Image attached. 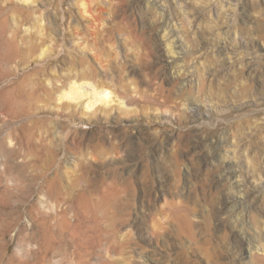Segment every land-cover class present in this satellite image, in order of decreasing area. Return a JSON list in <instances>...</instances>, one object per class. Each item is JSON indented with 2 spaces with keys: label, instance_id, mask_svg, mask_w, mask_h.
I'll return each instance as SVG.
<instances>
[{
  "label": "rangeland",
  "instance_id": "374dc122",
  "mask_svg": "<svg viewBox=\"0 0 264 264\" xmlns=\"http://www.w3.org/2000/svg\"><path fill=\"white\" fill-rule=\"evenodd\" d=\"M0 4V264H264V0ZM89 67L125 107L59 99Z\"/></svg>",
  "mask_w": 264,
  "mask_h": 264
},
{
  "label": "bare ground",
  "instance_id": "6f19581e",
  "mask_svg": "<svg viewBox=\"0 0 264 264\" xmlns=\"http://www.w3.org/2000/svg\"><path fill=\"white\" fill-rule=\"evenodd\" d=\"M4 3V2H3ZM2 4V3H1ZM0 4V5H1ZM3 5V4H2ZM10 6V5H9ZM7 8V7H6ZM5 10V8L4 7H1L0 6V12L1 13H3V11ZM9 11V10H8ZM37 13V12H36ZM4 15L6 14L5 12L3 13ZM2 17V16H1ZM7 18H8V16H6ZM3 18V17H2ZM95 19V23H96V21H99V20H101L100 18H99V16H97L96 15V17H94ZM2 20H4V18L2 19ZM35 20H37V21H39L41 24H42V21L43 20H45L47 23H50L51 22V20H49L48 18H47V20L45 19V18H43L42 17V14H39V15H36V17H35ZM36 21V22H37ZM99 22H101V21H99ZM0 23H1V20H0ZM8 24H9V22H8ZM98 24V23H97ZM10 25V24H9ZM100 25V24H99ZM1 26V29H2V26H3V29H2V31H3V34H4V32H7L8 31V28H7V30H6V23H3V21H2V25H0ZM8 26V25H7ZM14 28H15V26H14ZM12 29V28H11ZM1 31V32H2ZM11 31V30H10ZM13 31H14V29H13ZM11 33V32H10ZM10 33H6V35H3V36H5V43H7V44H9L11 47H15L16 46V40H17V38H16V33L15 32H12L11 34ZM2 34V33H1ZM0 34V35H1ZM58 34V32L56 33V35ZM19 35V34H18ZM56 35L55 36H52V38H51V41H53V44L50 46H47L46 48H44V49H40V51L42 52H40L41 54H43V55H45L46 54V56L47 55H50V54H52V51H56V50H54V44H55V42L56 41H58L59 40V38L57 37L56 38ZM1 38V37H0ZM2 39H3V37H2ZM1 39V40H2ZM0 40V41H1ZM19 40V39H18ZM61 42V41H60ZM58 43H59V41H58ZM34 44V43H33ZM32 44V45H33ZM37 45H41V44H37ZM35 46V45H34ZM39 48V47H38ZM42 48V47H41ZM21 49V48H20ZM34 49V48H33ZM58 49V48H57ZM14 51H15V56L14 57H16V58H18L19 57V54H18V51H16V49H14ZM23 50H21V52H22ZM28 51V50H27ZM27 51H26V53H27ZM169 51L171 52V53H173V50H172V48L170 47V49H169ZM20 52V53H21ZM23 53V52H22ZM64 52H63V49L62 50H60L59 49V52L57 53V57L58 56H60V55H62ZM12 54V53H11ZM33 55V54H32ZM31 55V56H32ZM20 56H21V54H20ZM23 57V56H22ZM10 58L11 57H8V60H10ZM29 58V57H28ZM52 58V57H51ZM50 58V59H51ZM55 58V57H54ZM21 59V58H20ZM25 60H26V58H24ZM22 60V59H21ZM25 60H22L21 61V63L22 62H25ZM29 60V59H28ZM47 60V59H46ZM11 61V60H10ZM13 61H15V60H13ZM18 61V60H17ZM20 61V60H19ZM50 61V60H49ZM29 62V61H28ZM16 63H18V62H16ZM46 63H47V61H46ZM22 64H24V63H22ZM22 64H20V65H22ZM46 68V67H45ZM55 68V67H54ZM32 70H35V71H37L38 70V68H37V65H34L33 67H32ZM55 70V69H54ZM11 71V70H10ZM34 72V71H33ZM32 72V73H33ZM39 72V71H38ZM56 72V71H55ZM54 72V73H55ZM75 72V71H74ZM76 72H77V74H71L70 72H68L67 74H69L68 76H67V81H65V83L64 84H62V85H66L65 87H63L62 89H61V93H60V96H59V99H61V98H70V99H77V98H80V97H82V96H84V95H86V97L88 98L89 97V99H88V101L86 102V104H85V107L86 108H88V107H93L95 104H97V103H100V104H102V105H110L111 104V102L112 101H114V100H117V101H115L117 104H118V106L119 107H125L126 105H125V103L124 102H127L125 99H126V97H129L128 96V93L125 91H114L113 89H112V87H111V85L108 83V82H106L105 80H101V79H99V80H96V77H97V75L95 74V72L93 71V69L91 68L90 69V67L89 68H87V69H84V70H76ZM31 73V74H32ZM61 73V72H60ZM53 74V73H52ZM51 74V75H52ZM59 75V74H58ZM5 76V75H4ZM64 76H65V74H64ZM66 77V76H65ZM61 79V78H60ZM64 79V78H63ZM79 80H81L80 81V83H77ZM64 81V80H63ZM63 83V82H62ZM68 85V86H67ZM86 85H90V90L88 89V88H82L83 90H81V87L83 86H86ZM58 90V89H57ZM50 91V90H49ZM89 94V95H88ZM112 94H113V96H115V97H117V99H113L112 98ZM88 95V96H87ZM130 97H134V95L133 96H131L130 95ZM96 109V108H95ZM0 110H3V109H1L0 108ZM5 111V110H4ZM3 111V112H4ZM6 113V112H5ZM60 114V113H59ZM50 184V183H49ZM48 184V185H49ZM51 185V184H50ZM124 186V185H123ZM123 186H117V187H109V188H107L105 191L106 192H109V193H120V192H126V191H128V189H130V188H126V187H128V186H126V187H123ZM48 189V188H47ZM44 190V189H43ZM45 191V190H44ZM47 191V190H46ZM50 191V190H49ZM52 192V191H51ZM48 193V192H47ZM95 228V229H94ZM89 230H90V227H89ZM91 230H92V232L93 233H96L97 232V230H96V227L95 226H92L91 227ZM93 237V236H92ZM91 236H89V238H86L85 239V244H84V246H85V249L83 250V252H81V255L79 254V258L78 259H83V258H85L86 260L88 259H92V260H95V263L96 264H122V262L121 261H116L115 263L112 261V259L110 258L111 256H110V251L111 250H113V247H110V246H108V245H106L105 243H103V242H101V241H98V243H96V241H95V238H92ZM103 252H104V254H103ZM95 256V257H94ZM94 257V258H93ZM84 260V259H83ZM147 259L146 258H144V262H146L147 263V261H146ZM80 261V260H79ZM81 263V262H80ZM83 264H85L84 262H83Z\"/></svg>",
  "mask_w": 264,
  "mask_h": 264
}]
</instances>
